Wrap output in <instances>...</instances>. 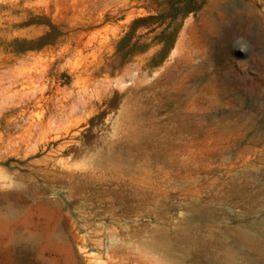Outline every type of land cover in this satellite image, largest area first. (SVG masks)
<instances>
[{"label": "rangeland", "instance_id": "obj_1", "mask_svg": "<svg viewBox=\"0 0 264 264\" xmlns=\"http://www.w3.org/2000/svg\"><path fill=\"white\" fill-rule=\"evenodd\" d=\"M195 2L0 0V264H264V0Z\"/></svg>", "mask_w": 264, "mask_h": 264}, {"label": "bare ground", "instance_id": "obj_2", "mask_svg": "<svg viewBox=\"0 0 264 264\" xmlns=\"http://www.w3.org/2000/svg\"><path fill=\"white\" fill-rule=\"evenodd\" d=\"M176 76H177V75H176ZM252 234H253V233H252ZM235 235H236V234H235ZM242 235H243V234H242ZM246 235H247V234H246ZM250 235H251V234H250ZM233 236H234V235H233ZM233 236H232V237H233ZM247 236H248V235H247ZM236 237H237V236H236ZM244 237H245V236H244ZM253 237H254V236H253ZM258 237H259V236H258ZM44 239H45V240H43L44 248H46V249H52V250L55 251L56 249H55L54 245L51 243V241H49L47 237H45ZM245 239H246V238H245ZM252 239H253V238H252ZM263 239H264V238H263ZM247 240H248V239H247ZM247 240H246V241H247ZM253 240H254V239H253ZM249 241H250V240H249ZM252 242H253V241H252ZM252 242H251V243H252ZM254 242H255V241H254ZM254 242H253L252 244H254ZM242 243H243V242H242ZM243 244H244V243H243ZM245 244H247V243H245ZM249 244H250V243H248L247 246H248ZM257 244H259V243H256V245H257ZM57 245H58V244H57ZM242 248H243V247H242ZM248 248H249V247H248ZM255 248H256V247H255ZM240 249H241V247H240ZM243 249H244V248H243ZM243 249H242V250H243ZM252 249H253V247H252ZM253 250H254V249H253ZM257 251H259V252L261 253V252L264 251V248H263V247H259V245H258ZM257 251H256V253H257ZM242 253H243V252H242ZM257 254H258V253H257ZM261 255H262V254H261ZM245 256H246V255H245ZM259 256H260V255H259ZM172 257H173V256H172ZM173 258H174V257H173ZM178 258H179V257H178ZM178 258H177V259H178ZM261 258H263V257H261ZM174 259H175V258H174ZM176 261H177V260H176ZM181 263H182V262H181ZM178 264H179V263H178Z\"/></svg>", "mask_w": 264, "mask_h": 264}, {"label": "trees", "instance_id": "obj_3", "mask_svg": "<svg viewBox=\"0 0 264 264\" xmlns=\"http://www.w3.org/2000/svg\"><path fill=\"white\" fill-rule=\"evenodd\" d=\"M184 2H185L186 5L183 8H185L187 11L188 10H196L199 7V5H200V4L196 5L195 0H184ZM136 22H134L133 27H134Z\"/></svg>", "mask_w": 264, "mask_h": 264}]
</instances>
